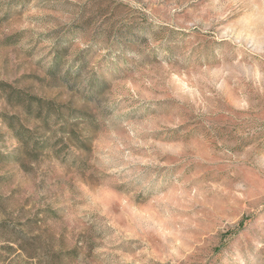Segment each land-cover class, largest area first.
I'll return each mask as SVG.
<instances>
[{"label": "rangeland", "instance_id": "rangeland-1", "mask_svg": "<svg viewBox=\"0 0 264 264\" xmlns=\"http://www.w3.org/2000/svg\"><path fill=\"white\" fill-rule=\"evenodd\" d=\"M49 260L264 264V0H0V264Z\"/></svg>", "mask_w": 264, "mask_h": 264}, {"label": "trees", "instance_id": "trees-1", "mask_svg": "<svg viewBox=\"0 0 264 264\" xmlns=\"http://www.w3.org/2000/svg\"><path fill=\"white\" fill-rule=\"evenodd\" d=\"M63 58V53L62 52H57L55 54V58L53 61V65L50 68V74L53 75L54 79H57V72L61 63V60ZM81 63H79L78 65V73L81 72L83 70V68L86 66V64L88 63L87 60H84L83 58H80ZM20 96L17 98V102L16 104L23 108L24 110H26L27 114L34 116L37 119H42L44 121L45 124H47L49 122V120L51 119V111L53 110V108H47L45 111V107L43 105L44 101L43 99H37L35 97H32L31 99H26L25 97H23L21 95V92L19 91ZM37 99V100H36ZM62 113V112H61ZM61 113L57 116L59 117L58 120H61V118L63 116H61ZM14 127V126H12ZM62 130H66V125L63 124L62 126H60ZM17 131V135L19 137V139L22 141V143L26 146H29V148L31 149L30 154H34L33 159L37 160L38 157H40V151L42 149H44V147H46V145L48 144V138L43 137V138H39L38 136H36L34 134V132L32 130H30L29 128L25 127L23 124H20L19 127H14ZM63 138H60V141H68L70 143H72L73 141V137L72 134H69L67 132H64V136H62ZM82 145H84V142H82ZM61 150L56 148L55 149V154H60ZM22 160V158H21ZM24 168H27L28 166L26 164H22ZM50 242L53 241L55 239V237H50ZM20 250H22L23 252H27L31 255V253H38V250L34 249V248H26L25 246H21ZM35 254V255H36ZM52 260H49L47 262V264H52Z\"/></svg>", "mask_w": 264, "mask_h": 264}]
</instances>
